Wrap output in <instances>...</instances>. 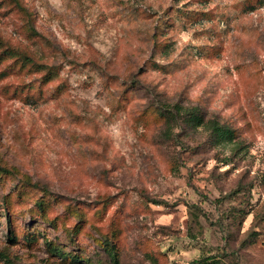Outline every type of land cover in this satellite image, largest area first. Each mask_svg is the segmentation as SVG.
<instances>
[{
	"label": "rangeland",
	"instance_id": "obj_1",
	"mask_svg": "<svg viewBox=\"0 0 264 264\" xmlns=\"http://www.w3.org/2000/svg\"><path fill=\"white\" fill-rule=\"evenodd\" d=\"M18 1L0 0V264H71L50 242L114 264L100 233L117 264H264V0Z\"/></svg>",
	"mask_w": 264,
	"mask_h": 264
},
{
	"label": "trees",
	"instance_id": "obj_2",
	"mask_svg": "<svg viewBox=\"0 0 264 264\" xmlns=\"http://www.w3.org/2000/svg\"><path fill=\"white\" fill-rule=\"evenodd\" d=\"M18 7L19 6V1L18 0H12ZM25 62H30L28 58H24ZM50 73L46 74V79H49ZM157 117L161 118L163 122L166 124V126H169L170 123L172 122L173 119V114L171 111L166 110H160V112H156ZM178 116L181 118L179 119H184L190 123L192 127H204L205 129L210 131V141L213 144L217 145H222V144H230L233 143V141L236 138V135L234 134V130H232L229 126L222 125L221 123L215 121V120H210L206 121L205 116L201 115L199 111L196 108H191V109H185L182 110V113L178 112ZM15 169H9L0 164V176L2 175H10L13 174ZM24 179V184L25 185H31L30 180L26 177ZM36 205L40 209V216L45 219L46 218V213H47V203H45L42 199H39L36 201ZM70 216L73 218L80 219L81 215L76 212L75 210H72L71 207L67 206L66 207V216ZM195 224L198 225V220L197 218L194 220ZM51 224H53V221H50ZM70 231L72 230H67V232L70 234ZM73 232V231H72ZM117 234H98L97 237H94L93 241L94 243L103 250L109 260L117 264L118 262V248L117 245L110 242V237H116ZM10 237H14V233L10 232ZM47 248L49 252L52 255H55L63 260V263H71V264H78L82 262V259L80 256L75 255L71 252H66L63 248L57 247L53 245L51 242L47 244ZM187 264H227L222 260L221 257L218 256H213V255H207V256H200L192 261H190Z\"/></svg>",
	"mask_w": 264,
	"mask_h": 264
}]
</instances>
